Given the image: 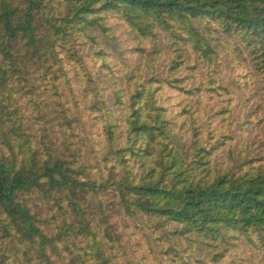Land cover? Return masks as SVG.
Here are the masks:
<instances>
[{"label": "trees", "instance_id": "obj_1", "mask_svg": "<svg viewBox=\"0 0 264 264\" xmlns=\"http://www.w3.org/2000/svg\"><path fill=\"white\" fill-rule=\"evenodd\" d=\"M230 97L264 125V0H0L8 264L33 244L43 264L264 260V131L258 155L227 147Z\"/></svg>", "mask_w": 264, "mask_h": 264}, {"label": "rangeland", "instance_id": "obj_2", "mask_svg": "<svg viewBox=\"0 0 264 264\" xmlns=\"http://www.w3.org/2000/svg\"><path fill=\"white\" fill-rule=\"evenodd\" d=\"M109 25L114 30V33L119 41H122L124 45H130L132 43L133 37L129 35V32L127 29L122 27L121 23L118 22L116 19H110ZM97 51L94 50V53ZM90 59H92L90 57ZM93 60V59H92ZM246 75L241 76H232V79L239 80V87H241L242 93L247 92L248 88L246 86L247 80H245L243 77ZM249 77L252 78L254 75L250 72ZM228 79V78H226ZM230 103H223L220 102L216 106L215 114H225V116L220 117L217 119V122H220L221 120H227V132L226 137L228 139L231 135H234L235 141L228 142L227 147H232L233 150L239 149L243 152V154L247 153V151H254L255 155H258L260 151L263 150V145H261L262 139H263V131H264V125L261 124L262 122V111L261 106L259 103L254 102L253 100H250L248 97H242L240 100H238L236 97H230ZM228 101V100H227ZM238 118L240 117V120L237 122H234L231 126L232 118ZM226 126V124H224ZM236 132H241L240 136H236ZM219 146L218 139H214L213 144L211 146L212 149H215L210 157V161L214 164H217L221 162L223 159L226 160L227 166L231 165L234 162V158L231 156V154L227 152H220L217 151V147ZM5 223L6 225L8 222L5 221V219L0 218V263L1 264H8V228L6 231L4 230V227H2V223ZM124 244V243H123ZM209 246H214L218 249V252L215 255H209L208 253L204 252L203 250H200V253H202V258H204L203 261H205V264H214L209 263L208 261L214 257H221L222 252L220 247L218 248L217 244L209 243ZM23 249L26 250V256L22 257V255L14 256L13 254H10L11 261L15 258H23V261L18 262V264H43L39 260V253L36 249V245H32L29 247L28 245H25ZM50 259L54 262V264H58L55 257H53L51 254ZM242 257L240 253L232 252L229 248L227 252L224 255V259L229 260L233 257ZM31 261L30 263H27V261ZM196 261V260H194ZM223 261V260H222ZM221 262V261H220ZM219 263V262H218ZM216 263V264H218ZM264 260L258 256V257H252V254H249L248 258H242L241 261L235 262L234 264H263ZM196 264V263H194ZM225 264H228L225 262Z\"/></svg>", "mask_w": 264, "mask_h": 264}, {"label": "flooded vegetation", "instance_id": "obj_3", "mask_svg": "<svg viewBox=\"0 0 264 264\" xmlns=\"http://www.w3.org/2000/svg\"><path fill=\"white\" fill-rule=\"evenodd\" d=\"M8 168V162H1L0 161V218L5 219L8 222V196L10 195L12 187L8 189V178H3L1 176L4 174L5 177L8 176V172H2V168Z\"/></svg>", "mask_w": 264, "mask_h": 264}]
</instances>
